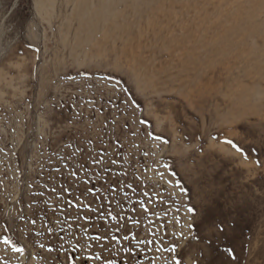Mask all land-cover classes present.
I'll use <instances>...</instances> for the list:
<instances>
[{"label": "rangeland", "instance_id": "1", "mask_svg": "<svg viewBox=\"0 0 264 264\" xmlns=\"http://www.w3.org/2000/svg\"><path fill=\"white\" fill-rule=\"evenodd\" d=\"M120 1L0 0V264H264L243 0Z\"/></svg>", "mask_w": 264, "mask_h": 264}, {"label": "bare ground", "instance_id": "2", "mask_svg": "<svg viewBox=\"0 0 264 264\" xmlns=\"http://www.w3.org/2000/svg\"><path fill=\"white\" fill-rule=\"evenodd\" d=\"M107 0H105V3H107L106 2ZM108 1H110V0H108ZM122 1V0H121ZM120 1V2H121ZM140 2H142V4L144 3V4H146V2H148V1H154L155 2V4H156V6H157V9L158 8H165V9H169L170 8V6H168V4H167V2L166 1H164V0H139ZM194 1V0H193ZM210 1L211 0H201L200 2H202L204 5L206 4V6L208 5V8L206 9V13L208 14L209 13V15L211 14V13H213V12H216V11H220L221 9H222V7H220V5L219 6H215V5H213V4H215V3H210ZM221 1V0H220ZM230 1V0H229ZM237 1H239V0H237ZM169 2V4H170V2L171 1H168ZM196 2V1H195ZM228 2V1H227ZM227 2H225L226 4H229V3H227ZM241 2H243V3H241ZM110 3V2H109ZM176 3V2H175ZM237 3H239V2H237ZM111 4V3H110ZM210 4V5H209ZM240 4L241 5H239L238 7H237V10L235 11L236 13L233 15V14H228L227 13V17L228 18H230V16H232L231 17V19L233 18V22H232V24L230 25V27H229V29H227V31H226V33L221 37V41L223 42V43H225V44H233L234 43V39H235V37L236 36H245L244 38H246L247 39V42H246V44H248L250 47H253V46H261V44L262 43H264V0H256V1H254V0H243V1H240ZM83 5V4H82ZM102 5V4H101ZM106 5V4H105ZM104 5V6H105ZM149 5V4H148ZM150 5H151V3H150ZM154 5V4H153ZM174 5V4H173ZM221 5H223V4H221ZM111 6V5H110ZM136 6V5H135ZM142 6V5H141ZM224 6H226V5H224ZM113 6H111V8H112ZM144 7H145V5H144ZM143 7V8H144ZM152 7V6H151ZM154 7H155V5H154ZM105 8H106V6H105ZM146 8H148L147 6H146ZM157 9H155V11L157 10ZM196 10H198V8H197V6L195 7H192L191 8V14L192 15H194V16H196V15H198V13L196 12ZM127 11V10H126ZM142 11V10H141ZM140 11V12H141ZM154 11V10H153ZM154 11V12H155ZM159 11V10H158ZM86 12V11H85ZM106 12H107V10H106ZM105 12V13H106ZM198 12H199V10H198ZM201 12V11H200ZM202 12H204V11H202ZM201 12V13H202ZM144 13H146L147 14V12L146 11H144ZM148 13H149V11H148ZM197 13V14H196ZM95 14H96V12H95ZM139 14H141V13H139ZM158 14H159V12H158ZM115 15V14H114ZM125 15H126V13H125ZM124 15V16H125ZM154 15V14H153ZM199 15H200V13H199ZM198 15V16H199ZM248 16V20H247V23H248V25H249V29L247 30V31H245V30H243V28L240 26V18L242 17V16ZM156 16V15H155ZM190 16V15H189ZM103 17V16H102ZM150 17H151V14H150ZM153 17V16H152ZM159 17V16H158ZM192 17V16H191ZM200 17V16H199ZM108 18V17H107ZM149 18V17H148ZM196 18V17H195ZM123 18H121V20H122ZM190 19V18H189ZM197 19V18H196ZM111 20V19H110ZM147 20V19H146ZM94 21V20H93ZM102 21V20H101ZM114 21V20H113ZM199 21V20H198ZM98 22H99V20H98ZM146 22V21H145ZM144 22V23H145ZM188 22V21H187ZM197 22V21H196ZM199 24V23H198ZM89 25V24H88ZM92 26V25H91ZM200 26V25H199ZM93 27V26H92ZM146 27V26H145ZM147 29H148V27H147ZM198 31V29H195L194 28V30L192 31V32H194V33H191V35H190V37L189 38H191L192 39V41H196V39L194 38V36H195V34H196V32ZM243 31H245L246 32V34L245 33H243ZM243 33V34H242ZM248 36V37H247ZM248 41L250 42H255V44L252 46V45H250L249 43H248ZM236 44V43H235ZM216 49H212V52H213V54L214 53H216ZM258 68V67H257ZM263 70V69H262ZM257 71H259L258 69H257ZM261 72V71H260ZM264 73V72H263ZM259 74H261V73H259ZM262 76V75H261Z\"/></svg>", "mask_w": 264, "mask_h": 264}, {"label": "snow or ice", "instance_id": "3", "mask_svg": "<svg viewBox=\"0 0 264 264\" xmlns=\"http://www.w3.org/2000/svg\"><path fill=\"white\" fill-rule=\"evenodd\" d=\"M227 143L232 144L233 147H236V145H235L232 141H227ZM236 150H237V151H241L239 148H237ZM188 211H189V212H194L195 209H193V208H189ZM220 230L223 231V227H222V226L220 227ZM229 251H231V250H229Z\"/></svg>", "mask_w": 264, "mask_h": 264}]
</instances>
